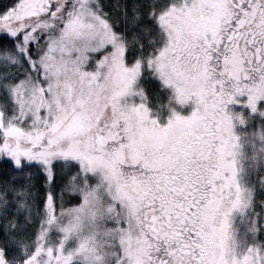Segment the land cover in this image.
I'll return each instance as SVG.
<instances>
[{"label": "snow or ice", "instance_id": "6c2138e0", "mask_svg": "<svg viewBox=\"0 0 264 264\" xmlns=\"http://www.w3.org/2000/svg\"><path fill=\"white\" fill-rule=\"evenodd\" d=\"M0 264H264V0L0 3Z\"/></svg>", "mask_w": 264, "mask_h": 264}, {"label": "trees", "instance_id": "16d2710c", "mask_svg": "<svg viewBox=\"0 0 264 264\" xmlns=\"http://www.w3.org/2000/svg\"><path fill=\"white\" fill-rule=\"evenodd\" d=\"M7 0H0V3H6Z\"/></svg>", "mask_w": 264, "mask_h": 264}]
</instances>
